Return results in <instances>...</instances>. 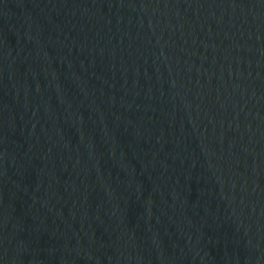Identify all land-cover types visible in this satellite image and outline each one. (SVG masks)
<instances>
[{
  "label": "water",
  "instance_id": "95a60500",
  "mask_svg": "<svg viewBox=\"0 0 264 264\" xmlns=\"http://www.w3.org/2000/svg\"><path fill=\"white\" fill-rule=\"evenodd\" d=\"M0 264H264V0H0Z\"/></svg>",
  "mask_w": 264,
  "mask_h": 264
}]
</instances>
